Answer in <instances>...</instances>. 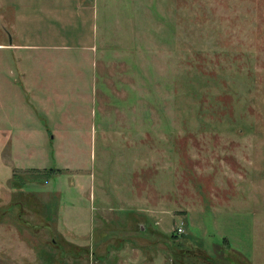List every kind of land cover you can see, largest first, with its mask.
I'll use <instances>...</instances> for the list:
<instances>
[{
  "label": "rangeland",
  "instance_id": "374dc122",
  "mask_svg": "<svg viewBox=\"0 0 264 264\" xmlns=\"http://www.w3.org/2000/svg\"><path fill=\"white\" fill-rule=\"evenodd\" d=\"M4 1L0 264H264V0Z\"/></svg>",
  "mask_w": 264,
  "mask_h": 264
},
{
  "label": "crops",
  "instance_id": "0c3cea01",
  "mask_svg": "<svg viewBox=\"0 0 264 264\" xmlns=\"http://www.w3.org/2000/svg\"><path fill=\"white\" fill-rule=\"evenodd\" d=\"M31 1H35V0H26V2H28V3L30 2L28 9L33 10L31 7ZM41 1H44V0H41ZM45 1L47 3V0H45ZM56 1H57V5H58V7L56 9H61L63 7V4H65L67 2V0H61V1L56 0ZM76 1H77L78 7L82 8V10H84L85 8L89 9L91 6L89 0H76ZM19 16H20V13L17 10V6H11L9 4H6V2L4 0H0V34H3L6 36L5 41L0 40V50H6V51H14V50H20V49H27L28 50L29 48H33V47L46 48V47L53 46V45H45V44L39 45V44H35V43L21 44L19 42H14V41L8 42L7 41V35L16 36L18 33L16 25H17V22L19 20ZM23 23H24V20H23ZM3 56H4V54H3ZM14 61H15L14 65L16 67H19L18 59L16 58V60H14ZM12 68H13V66H11V64L9 63L8 60H6V59L0 60V78L2 81H4V86H5L6 82L7 83L9 82L5 78L6 76L4 75V73H6L10 76L14 72V70ZM9 87L12 88L11 85H9ZM34 88H35V86L32 85V88L30 90V91H32V93L35 91ZM28 89H29V86H28ZM14 92H17V90L14 89Z\"/></svg>",
  "mask_w": 264,
  "mask_h": 264
}]
</instances>
